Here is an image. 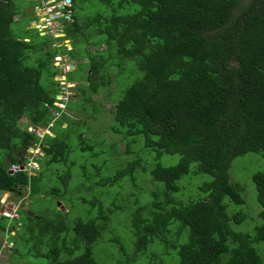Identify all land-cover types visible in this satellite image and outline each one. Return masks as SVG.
<instances>
[{"label":"trees","instance_id":"1","mask_svg":"<svg viewBox=\"0 0 264 264\" xmlns=\"http://www.w3.org/2000/svg\"><path fill=\"white\" fill-rule=\"evenodd\" d=\"M99 1L106 9L79 21L73 12L81 10V5L71 0L72 20L64 29L72 47L66 49L51 46L59 38L41 36L35 28L33 37L15 33L12 25L19 12L15 0H0V192L17 197L25 190L37 194L43 164L75 163L69 160L70 131L82 121L56 105L60 91L54 80L56 54L85 59L77 63L85 83L76 88L78 99L87 107L101 105L90 94L96 95L114 80L108 129L118 137L114 143L125 145L120 152L124 161L113 174L101 177L103 167L94 162L92 170L82 169V184H91L85 190L94 184L115 187L109 204L100 197L89 200L86 218L68 224L64 210L57 208L53 218L30 215L22 207L18 218L0 215L1 234L20 224L15 235L7 237L14 245L10 257L18 255L22 242L35 257L50 259L49 264H98L92 248L104 233L116 254L125 252L116 232L128 224L114 221L112 215L127 209L130 221L128 213L123 219L128 218L134 236L133 253L149 254L151 260L145 264H263L253 243L264 241V222L255 224L252 232L234 227L246 218L238 208L245 202L241 186L230 180L228 169L235 157L248 152L260 153L264 162V0H250L241 9V0ZM94 35L98 41L91 42ZM81 42L82 50L77 52ZM88 46H104L103 51H109L107 60L116 59V66L130 61L140 71L120 96L113 95L119 77L106 71L111 63L106 62L105 53L98 55ZM71 73L66 74L69 81L75 79ZM44 74L48 84L43 82ZM70 100L67 109L77 112ZM60 110L54 119L53 111ZM27 125L49 128L53 135L39 137ZM77 137L82 151L98 155L82 133ZM36 144L43 151L35 158L38 169L32 174L26 170L8 173L11 165L27 161L25 149ZM162 156L176 161L164 165ZM139 171L154 181L148 203L143 202V190L128 186L129 182L138 185ZM201 174L211 179L191 184L193 194L183 198L181 183L193 179L186 176ZM251 178L261 205L257 215L264 221V166ZM57 179L62 187H51V198L66 195L72 173H57ZM123 192L130 198L119 196ZM88 198L83 196L84 201ZM126 200L125 205L129 204L123 208ZM153 243L175 252L164 261L157 249L150 248ZM115 264H123L122 259L117 257Z\"/></svg>","mask_w":264,"mask_h":264},{"label":"rangeland","instance_id":"2","mask_svg":"<svg viewBox=\"0 0 264 264\" xmlns=\"http://www.w3.org/2000/svg\"><path fill=\"white\" fill-rule=\"evenodd\" d=\"M38 0H15V4L19 9L18 14L15 16V22L12 25V28L15 33L17 34H26L29 37L35 36L33 33L35 32L33 30V22L36 20V11L35 6H37ZM99 0H78V5H81V10H76V12H73L77 15L79 21H83V19L87 16H91L96 11L101 9H106L105 5L100 3ZM250 2V0H241L240 1V9L243 8V6L247 5ZM72 19V16H71ZM70 19V20H71ZM29 31H26L28 30ZM90 31L94 30V27L91 26L89 28ZM63 37V36H62ZM59 39H64V38ZM27 39V38H26ZM67 39V38H65ZM64 39V40H65ZM91 42L98 41V38L96 35H94L92 38H90ZM62 42H64L62 40ZM62 42L60 44H62ZM66 47L71 48L70 40L67 39L66 41ZM82 44L81 42L76 48V51L79 52L82 50ZM88 48L92 49L93 52L98 51V55L104 54L105 51H103L104 46H88ZM104 55L107 57L109 56V51H106ZM36 57V54H34L31 58V60H28L29 63H33L32 60ZM64 59H68V54H65L63 56ZM73 61V60H72ZM84 62L85 59H81L78 61H73V69L70 70L72 75L75 76V79L72 81H69V84L74 83V85H70L68 90L70 94L68 96H71L70 104L71 107L75 108L77 112H73L72 109L65 108L64 110L70 113L71 117L75 121H82L80 124H77V126L70 131L71 139L69 141L70 146L72 147V151L69 154V160L74 159L75 163L73 165L70 164H63V163H45L43 164V167L41 168V181L39 182V189L40 192L37 194H29L28 190H25V193L22 194V197H17L16 195H13L10 192H7L6 199L8 201H13L16 205H23L24 209H27L29 212L40 214L42 216L53 218V212L54 209H63L65 215L66 222L68 224H71L72 221L76 218H86L87 216V206L89 203V200L93 198L100 197L103 199L104 202H106L105 205L109 204V201L114 196V189L115 187H99V185L94 184L91 188L86 189L83 187H88L91 184L88 182H85L82 184V169L92 170L93 167L90 165L91 162H94L96 164H101L103 167V171L101 174V177H106L108 175H111L114 173L117 166H119L123 160V156L120 155V152L124 149V143H120L121 146H119V143L115 140L118 139L116 135H114L112 132L109 131V125L111 121L112 114H109L110 109L113 108V102L110 100V92L112 90L114 91V80H111L108 86H104L103 89H98V92L95 93L96 95L90 94L92 98L94 97L98 101L101 102V105L94 104V105H88L84 104V101L82 98L78 99V91H77V85L85 83L83 81V78H80V68L78 67V62ZM116 59L112 58L110 60H107L106 62L110 64L107 68V72H113L119 77V86L117 88V91L113 93L115 97L121 95V90L125 86V84L130 83L137 75L140 73L138 71L133 63L129 61L128 63H120V66L115 65ZM131 65L135 68L133 72H131L129 69L131 68ZM57 68V67H56ZM86 70L88 69V65L86 66ZM58 71V68L56 69ZM67 77V75H66ZM43 82L48 84L49 77L47 75H43ZM76 86V87H75ZM75 87V88H74ZM105 88L110 89L108 92L105 91ZM65 93V92H64ZM69 101V100H68ZM103 102V103H102ZM58 104V103H56ZM85 105V108L82 109V105ZM104 104V107L102 106ZM87 107V108H86ZM57 114L61 115V111H58ZM23 119V118H22ZM26 121V119H23ZM52 125V123L50 124ZM39 128V127H38ZM43 132H50L48 129L45 128H39ZM78 133H82L86 138L87 142L92 144V152L98 153V155H92L91 150H85L82 151L80 149V141L77 137ZM62 135L63 133L60 132ZM113 144V145H112ZM34 150V149H33ZM33 150L27 149V152H22V156L24 153V156H28V158L35 157V153ZM41 155V154H39ZM161 160L164 165H172L175 163V158H169L168 156H162ZM43 162H46L43 160ZM38 163V162H37ZM33 166H37L36 168H33L31 172H28L29 174H32L35 169H38V164H34ZM264 166L263 157L260 153H254V152H248L243 155H239L235 157L228 169V175L231 181L237 182L241 188H242V195L244 197V204L241 207L245 211L246 218L244 221L239 223L238 225H234L237 229L243 230V231H253V227L255 224L263 223L264 221L258 217V212L261 210V205L256 200V189L255 185L252 181V174L258 170H261ZM14 170L13 168H11ZM21 170V169H16ZM69 170L72 173V179L70 181V187H68V191L65 196L58 197H52L51 194H49L48 190L51 189V187L59 186L62 187V182L57 179V173H64L65 171ZM140 174H138V185L135 187L131 185V182L128 183V186L131 190H143V193L145 195V200L143 202L148 203V193L150 192V189H152L154 181L150 179L151 177L145 175V171L143 174L141 171H139ZM56 173V174H55ZM184 177V176H183ZM191 177L193 179L187 180V183H181L184 184V186L181 188L180 192L185 193L183 195V198H187L188 195L193 194L194 186H191L194 182L197 181V184L205 179H211L209 175H193V176H186ZM188 179V178H185ZM96 180V178H94ZM128 179H125L124 182L126 183ZM74 185H73V184ZM99 182H97L98 184ZM156 183V182H155ZM157 184V183H156ZM160 185V184H159ZM190 185V186H189ZM189 186V187H187ZM136 188V189H135ZM198 194L201 192L198 190ZM195 192V190H194ZM5 193V192H4ZM3 192H0V197H5ZM125 193H120L119 196L130 198V196L124 195ZM48 195V197H47ZM86 195V197H89L86 201L83 200V196ZM1 200V198H0ZM59 202V204H58ZM127 200L123 203V208L129 204L125 205ZM107 207V206H105ZM97 207L94 208V213H96ZM125 213H128L129 221H130V213L126 209L121 210L117 209L113 213V220L116 222H123L128 224V228L124 229L123 227H115L117 229L119 234V237L123 239L125 243V252L122 254H116V249L113 248V245L110 241H107V235L108 233H102V237H100L99 242H97L94 247L92 248V254L94 258L98 261V264H115V259L117 257H120L122 259L123 264H145L147 261L151 260V257L149 254L144 253L143 255H136L133 253V239L134 236L131 233L129 227L130 224L128 222V218L125 220L123 219V215ZM5 214V213H4ZM0 215H3L0 213ZM7 217L10 219H15L18 217L19 213H11L9 215L7 213ZM8 220V219H7ZM9 222V221H8ZM19 223L16 225V228H14L13 231L10 233L1 234L0 233V264H49L50 259L42 258V257H35L31 251L28 250V245L19 242L18 248L20 249L18 255H15V257L11 258V248L13 245V241L11 239H8L10 235H15L16 230L18 229ZM254 247L258 251L263 264H264V241H259L253 243ZM150 248L157 249L159 258L166 261L170 258L168 255L169 253H174V250H162L163 248L160 246H156V244H151ZM149 248V249H150ZM148 249V250H149ZM33 251V250H32ZM78 251L75 253V255H78ZM12 259V260H11ZM176 257H174V260Z\"/></svg>","mask_w":264,"mask_h":264},{"label":"built area","instance_id":"3","mask_svg":"<svg viewBox=\"0 0 264 264\" xmlns=\"http://www.w3.org/2000/svg\"><path fill=\"white\" fill-rule=\"evenodd\" d=\"M37 6H35L36 11V20L33 22V28H35L39 35L41 36H50L52 38H57L61 36H65V25L68 23V21H71L72 16V2L71 0H38ZM71 19V20H70ZM67 38V37H66ZM65 39V38H64ZM61 42L54 41L52 45L60 46L63 45L66 47V41L65 39ZM70 40V39H69ZM71 43V42H70ZM66 49H71L67 48ZM67 53L62 54H56L53 57V64L58 68V71L55 74V79L58 82L60 91L56 95V98L61 101H66L68 99V95L70 94L68 88L70 85H73L74 83L69 84L67 81L66 74L72 70V60L68 56V59H64L63 56ZM65 92V93H64ZM58 103V105H61V103ZM58 111H55V115L59 116L57 114ZM38 132V131H37ZM41 135V134H40ZM33 150V149H29ZM33 152L35 153V157L28 158L27 161L23 164H13L11 165V168H13L15 171L16 169H19V166H23V170H26L27 172H31L33 168H36L37 166H33L34 164H38L35 158L42 155V152L39 148H34ZM3 201V199H1Z\"/></svg>","mask_w":264,"mask_h":264},{"label":"clouds","instance_id":"4","mask_svg":"<svg viewBox=\"0 0 264 264\" xmlns=\"http://www.w3.org/2000/svg\"><path fill=\"white\" fill-rule=\"evenodd\" d=\"M62 37V36H61ZM61 37H57V38H61ZM62 38H66V36H63ZM63 39H57V40H54V41H58V42H61ZM53 41V42H54ZM52 42V43H53ZM52 43H51V46H55V45H52ZM60 54H62V53H60ZM68 56H69V54H68ZM70 57V56H69ZM71 59V58H70ZM52 60H53V58H52ZM72 60V59H71ZM73 61H75L76 62V60H73ZM54 80L56 81V79H55V77H54ZM67 81L69 82V80L67 79ZM72 81V80H71ZM57 82V81H56ZM72 83V82H71ZM57 85H58V82H57ZM74 85V84H73ZM76 87V86H75ZM74 87V88H75ZM58 88H59V85H58ZM58 94V93H57ZM56 94V95H57ZM56 95H55V97H56ZM71 98V96H69L68 97V99L66 100V101H62V102H59V103H61V105H58V104H56V105H58L60 108H61V110H64L65 108H67V105H65L66 104V102L69 100ZM57 99V98H56ZM58 101H61V100H58L57 99V102ZM60 110V111H61ZM54 112V119L55 118H57L58 116H56L55 115V111H53ZM60 116V115H59ZM27 121V120H26ZM26 121H24V122H26ZM52 123V122H51ZM50 123V124H51ZM49 124V125H50ZM66 124H63V126H65ZM26 129L28 130V131H34L39 137H42V135L44 134V133H49L50 135H53V133H52V131L49 129V128H45V129H48L50 132H43L41 129H39L38 127H33V126H31V125H27V127H26ZM38 131V132H37ZM41 134V135H40ZM40 144H36V146H29V147H27L26 149H25V152H27V149H34V148H39L40 150H41V148H40V146H39ZM41 152H42V155H43V151L41 150ZM42 155H40V156H42ZM40 156H38V157H40ZM25 158H27V156H24ZM16 164H22V163H16ZM20 166H22V165H20ZM19 166V167H20ZM9 169H11V167L9 168ZM23 170V169H22ZM6 195L7 194H5V197H0L1 199H3V201H1L0 200V205H4V207H6V206H8V203H11L12 204V207H11V210L10 211H8V210H6V209H4L3 210V212L1 213V214H3L4 216H8L7 215V213L9 214V215H11V213H15V212H18V209H19V207H22L23 208V205H16L15 203H13V201H8V202H6L7 201V199H6ZM24 209V208H23ZM24 211H26L27 212V209H24ZM5 213V214H4ZM18 218V217H17ZM18 227H19V225H18Z\"/></svg>","mask_w":264,"mask_h":264},{"label":"water","instance_id":"5","mask_svg":"<svg viewBox=\"0 0 264 264\" xmlns=\"http://www.w3.org/2000/svg\"><path fill=\"white\" fill-rule=\"evenodd\" d=\"M31 27H33V26H31ZM27 40V39H26ZM74 62H72V64H73ZM73 68V67H72ZM19 169H23V166H20L19 167ZM8 173H13V170L12 169H9L8 170ZM58 204H59V202H58ZM11 207H12V204L11 203H8V206H6V207H4V205H2L1 207H0V213H2L3 212V210L4 209H6V210H8V211H10L11 210ZM28 214H30V215H33V213H31V212H28Z\"/></svg>","mask_w":264,"mask_h":264},{"label":"crops","instance_id":"6","mask_svg":"<svg viewBox=\"0 0 264 264\" xmlns=\"http://www.w3.org/2000/svg\"><path fill=\"white\" fill-rule=\"evenodd\" d=\"M56 42H58V41H56ZM71 47H72V46H71ZM65 53H66V52H65ZM3 193H4V192H3ZM6 193H7V192H5L4 195H5ZM1 206H2V205H0V207H1Z\"/></svg>","mask_w":264,"mask_h":264}]
</instances>
